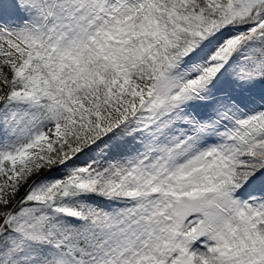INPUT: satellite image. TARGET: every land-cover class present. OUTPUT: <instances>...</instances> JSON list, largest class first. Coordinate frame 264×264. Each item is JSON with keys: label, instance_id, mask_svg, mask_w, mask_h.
<instances>
[{"label": "snow or ice", "instance_id": "1", "mask_svg": "<svg viewBox=\"0 0 264 264\" xmlns=\"http://www.w3.org/2000/svg\"><path fill=\"white\" fill-rule=\"evenodd\" d=\"M0 264H264V0H0Z\"/></svg>", "mask_w": 264, "mask_h": 264}]
</instances>
